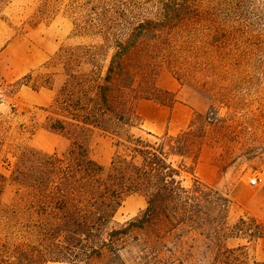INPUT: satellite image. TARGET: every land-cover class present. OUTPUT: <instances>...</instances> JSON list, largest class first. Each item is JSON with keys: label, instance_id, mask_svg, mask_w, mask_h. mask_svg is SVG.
Returning <instances> with one entry per match:
<instances>
[{"label": "trees", "instance_id": "1", "mask_svg": "<svg viewBox=\"0 0 264 264\" xmlns=\"http://www.w3.org/2000/svg\"><path fill=\"white\" fill-rule=\"evenodd\" d=\"M13 1L0 0V21H6ZM192 1L165 0L157 18H138L130 2L98 0L82 16L78 33L101 43L61 48L54 55L53 66H61L63 80L44 123L70 145L63 154L30 147L18 154L10 177L17 200L2 217L8 236L16 232L25 241L13 248L0 244V264H88L105 255L113 264H264L249 256L250 247L264 238V226L251 215L229 224V194L200 181L194 165L187 164L191 155L182 143L187 132H147L151 139L122 132L141 126L138 100L166 106L177 101L175 94L167 103L138 93L149 85L152 92L158 89L148 83L141 64L133 71L131 57L146 37L193 14ZM56 75L29 74L18 84L53 89ZM95 131L117 138L107 168L90 156ZM197 160L198 154L194 164ZM183 174L191 175V185H183ZM0 180L5 178L0 175ZM134 194L146 199V207L116 223L123 202ZM230 239L244 243L231 246Z\"/></svg>", "mask_w": 264, "mask_h": 264}, {"label": "rangeland", "instance_id": "2", "mask_svg": "<svg viewBox=\"0 0 264 264\" xmlns=\"http://www.w3.org/2000/svg\"><path fill=\"white\" fill-rule=\"evenodd\" d=\"M97 1L14 0L5 12L6 21H0V175L5 178L0 180V244L13 248L25 241L16 232L8 236L2 217V210L17 200V187L10 177L20 151L30 147L51 155L69 148L68 139L44 127L63 80L61 66L54 67L52 59L61 48L101 43L97 37L80 35L77 28ZM117 1L130 2L138 18H157L160 2L165 0ZM192 4L193 14L142 40L131 57L132 69L139 71L141 64L148 83L158 89L152 92L149 85L138 93L171 102L174 93L157 86L163 76L164 83L171 79L180 86L177 101L195 109L191 128L182 131L187 132L182 143L191 155L187 164L194 165L200 181L229 194L233 201L229 224L233 226L247 200L254 209L264 208V0H193ZM54 72L53 89L35 91L18 84L26 75ZM142 124L122 132L151 139ZM116 141V136L95 131L89 139L91 158L109 167ZM253 178L259 179L257 185L249 184ZM181 180L184 186L192 183L189 174ZM245 182L248 190L242 188ZM145 207L143 196L131 195L114 221L123 224ZM259 221L264 226V216ZM238 242L230 239L228 243ZM129 250L134 252L135 247ZM123 255L128 257L126 252ZM249 256L256 259L254 246ZM88 264H113V258L105 255Z\"/></svg>", "mask_w": 264, "mask_h": 264}, {"label": "crops", "instance_id": "3", "mask_svg": "<svg viewBox=\"0 0 264 264\" xmlns=\"http://www.w3.org/2000/svg\"><path fill=\"white\" fill-rule=\"evenodd\" d=\"M157 86L160 89L174 94H179L181 90L180 86L174 80L170 79L169 82L164 83L163 76L158 79ZM135 109L139 117L142 119V127L146 131L158 135L165 133L176 135L187 130L195 113V109L190 104L181 101H176L171 106H166L153 100L140 99L137 101ZM242 188H244V190H248L246 182L242 183ZM248 202L249 200H247L246 204H243L244 210L236 222L244 215H251L258 220L264 216V208L257 206L254 209ZM230 218L231 212L229 220ZM239 243L243 244L244 241L240 240L237 244ZM253 246L255 249L256 259L260 262H264V238L259 239Z\"/></svg>", "mask_w": 264, "mask_h": 264}, {"label": "built area", "instance_id": "4", "mask_svg": "<svg viewBox=\"0 0 264 264\" xmlns=\"http://www.w3.org/2000/svg\"><path fill=\"white\" fill-rule=\"evenodd\" d=\"M258 181H259L258 178H253V179L250 180V184L251 185H257Z\"/></svg>", "mask_w": 264, "mask_h": 264}]
</instances>
